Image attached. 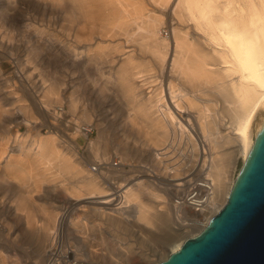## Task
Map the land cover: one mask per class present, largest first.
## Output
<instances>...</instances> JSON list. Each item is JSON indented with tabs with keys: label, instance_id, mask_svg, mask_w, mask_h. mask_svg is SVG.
<instances>
[{
	"label": "bare ground",
	"instance_id": "obj_1",
	"mask_svg": "<svg viewBox=\"0 0 264 264\" xmlns=\"http://www.w3.org/2000/svg\"><path fill=\"white\" fill-rule=\"evenodd\" d=\"M65 2L63 5L69 7L78 24L98 29L96 34L85 37L78 29H70L71 39H65L68 43L64 45V50L68 51L66 57L74 67L81 58L90 66L99 65V76L106 62L119 63L114 80L128 108V121L133 125L140 118L149 131L146 147L151 168L147 171L151 178L134 179L145 170L127 174L124 169L125 164L136 166L133 161L137 157L136 161L141 160V150L139 156L132 158L122 147V158L113 163L109 161V145L98 122L95 123L98 135L90 147L103 168L101 172L109 177L107 180L100 179L91 167H75L70 163L67 155L51 145L55 139L53 135L38 136L24 149L20 145L7 144V137H1L0 141L5 140L0 143L2 175L16 179L21 174L20 160L14 156L20 155L14 153L18 150L41 165L42 174L55 167L57 176L76 173L82 177L78 184L67 187L60 184L68 195L69 206L57 217L54 213L47 215L45 223L33 229L46 264H67L64 257L71 247H65L66 253L61 257L59 248L53 245L55 240L58 246L63 243L60 234L65 223L78 231L84 227L83 222L79 220L80 224L73 216H68L74 208H90L109 226L132 232L135 242L132 237L119 238L113 243L115 251L111 246L104 248L113 264H126L127 253L136 249L132 243L155 245L160 240L163 246L160 243V247L134 250L139 255L135 256L140 258L137 264H158L179 251L186 239L200 235L209 226L237 185L264 128V0ZM38 4L43 5L42 9L37 8L36 14H31L36 23L43 22L45 14L50 15L62 6L60 0H38ZM167 8L176 22L172 25L171 39L159 33ZM19 19L21 17L10 18L15 24ZM48 21L51 22V17ZM30 25L34 26L32 22ZM191 27L200 32L192 31ZM66 31L68 34L69 30ZM104 42L102 46L93 47V43ZM24 72L22 68L21 74ZM26 77L32 79L29 75ZM34 83L31 86L36 88ZM145 83H150L146 92L142 90ZM103 87L104 82L99 81L98 89L102 91ZM53 93L52 88H47L43 96ZM47 100L40 101V107L46 110L50 105ZM75 102L71 100L72 108L76 107ZM112 104L107 100L99 107V118H108ZM26 107L20 104L6 113L5 118L2 115L5 109L0 110L1 124H15L21 113L26 123L35 122L36 117ZM52 113L48 115L53 117ZM84 116L86 122L92 120L91 112ZM76 124L81 126L78 120ZM18 137L15 135L14 141L18 142ZM237 158H240V165L236 169ZM25 175L31 190L40 188L37 178L28 171ZM22 203L20 199L19 205ZM185 214L191 217L190 222L185 220ZM25 215L26 222L33 224L31 214ZM171 222L177 226H171ZM10 232L5 234L6 238L15 233ZM92 247L87 249L91 258L95 250Z\"/></svg>",
	"mask_w": 264,
	"mask_h": 264
},
{
	"label": "rangeland",
	"instance_id": "obj_2",
	"mask_svg": "<svg viewBox=\"0 0 264 264\" xmlns=\"http://www.w3.org/2000/svg\"><path fill=\"white\" fill-rule=\"evenodd\" d=\"M17 1L1 0L0 5V110L5 109L4 111L6 112H2L3 118H5L8 116L6 113L15 110L16 107L22 104L27 106V111L29 110V113L31 111L37 120L28 124L23 119L24 113H21L19 121L15 124L10 122L9 125H3L0 122V140L1 137H7V144L20 145L24 149V147L32 145L33 139L38 136L53 135L55 139L51 142L52 146L57 147L67 155L70 163L75 167L88 169L90 165L99 162L90 147L98 135V129L95 125L98 122L109 145V161L113 163L114 160L117 161L122 158V147L132 158H136L134 155L139 156L138 151L141 150L143 155L139 157L141 160L136 161L137 157L133 161L136 166L132 168L125 164L124 169L127 174L137 173L135 170H145L142 172L143 175H136L137 177L135 176L134 179L148 178V171H150L151 166L148 160L149 149L146 147V138L149 136V131L146 124L140 121V118L133 125H130L128 121V108L124 100H122L120 96L122 92L114 80V71L119 63L106 62L103 65V74L99 76V65L90 66L86 63V60L81 58L76 61V66L74 67L66 57L68 51L64 49L68 41L65 39H71L72 32L70 29H78L84 37L87 34L90 35V33L96 34L98 29L89 28L88 25L83 27L82 23L78 24L77 19L71 16L72 13L69 7L63 5V2L66 3L65 0H60L62 8H55L54 13L45 14L43 22L38 21L37 23L33 20L35 18L31 14H36L35 9H42L43 5L38 4V0ZM4 8H6V13ZM156 11L161 12L160 9ZM164 12L165 14L159 26V33L163 37L171 39L172 25H176V22L170 15V9L167 8ZM14 16L21 17L16 24L10 20ZM50 17L51 22L54 20L55 23L51 24L48 21ZM31 22L32 25H34L33 22L36 24L31 26ZM49 23L50 25H48ZM188 24H191L190 21H188ZM13 27L14 29L11 30ZM66 30H69L68 34ZM191 30H195L197 33L200 32L193 27H191ZM5 31L9 32L5 33ZM8 34L12 36L10 39L7 38ZM61 40L63 41L61 42ZM93 44L94 46L91 45V47L95 48L104 45L105 42L98 43V45ZM63 59L65 60L63 61ZM108 65L112 66V68L110 69ZM22 68L25 69L24 74H21ZM28 75L32 79H27L28 77L26 76ZM99 81L104 82L102 91L98 89ZM31 82H35L36 88L31 86ZM164 82H167L166 78ZM149 86L150 83H145L142 90L146 92L150 88ZM47 88H52L54 93L48 95L49 97H44L43 93ZM41 99H48L47 101L50 105L48 104L49 107H47L49 112L52 113L53 111V117L48 115V110L40 107ZM72 99L76 101L75 108L70 106ZM107 100L113 102L110 106L109 116L107 119L99 118V107L103 106ZM87 112H91L92 120L90 122H86L87 120L84 118V114ZM76 120L79 121L81 126L76 124ZM124 122L125 125H122ZM15 135L19 136L18 142L14 141ZM4 138L2 141H5ZM2 141L0 143H3ZM14 153H20L19 156L14 155L20 160L19 165L22 169L18 178L14 179L7 174L2 175L4 172L1 169L2 162H0V263L3 260L4 264H46L47 260L44 259L43 252L40 249L39 239L32 234L33 229L37 226H42L46 221L47 215L54 213L57 217L69 206V198L63 187L78 184L82 177L76 173H66L62 176H57L55 167L48 168L47 173L42 174L41 165L26 156L23 151L15 150ZM239 165L240 158H237L235 168L237 169ZM27 171L33 175V178L39 180L40 188L31 190L27 184L28 178L25 175ZM101 171L103 172V168L100 167L98 171L93 172L99 174L100 179L107 180L109 177ZM3 177L6 179L4 180ZM60 184H63V187H60ZM20 199H23V203L19 205ZM15 208L18 209L15 210ZM1 209L4 212H1ZM89 209L74 208V210L69 211L68 216L71 215L70 217L73 216L78 221L83 222L84 227H80L78 231V229H73L65 223L61 227L62 235L60 234V237L63 238L62 249L65 247L73 248L74 246L75 249L73 248L71 251L73 256L69 254V257H71L70 260H75L79 264H113L104 248L111 246L115 251L116 244L113 245V243L117 241L116 239L126 240L127 237H132L134 240L135 237L132 236V232H128L130 233L129 235L127 231L124 232V230L109 226L105 220L97 218V213ZM27 212L33 218V224L30 223L32 225L26 222L25 213ZM184 216H186L185 220L190 222L191 217L187 214ZM172 223L171 226H177ZM80 230H83V232ZM12 231L15 233L13 232L12 236L6 238L5 234L7 232L12 233ZM113 234H115V237ZM72 235L77 236L73 237ZM54 242L53 239L52 245ZM160 243L164 245L160 240L157 242L158 245L156 242L155 245L151 243H149L151 245H144V243L132 244L133 248L136 247L134 250L138 251L145 247L146 249H150L152 246L160 247ZM88 244L90 247L93 246V249L95 248L92 258L87 255ZM76 245L80 246V249ZM46 248L48 249L49 246L47 245ZM134 250L127 253L126 264H137L140 261V258L137 257L139 255Z\"/></svg>",
	"mask_w": 264,
	"mask_h": 264
},
{
	"label": "water",
	"instance_id": "obj_3",
	"mask_svg": "<svg viewBox=\"0 0 264 264\" xmlns=\"http://www.w3.org/2000/svg\"><path fill=\"white\" fill-rule=\"evenodd\" d=\"M158 264H264V128L209 226Z\"/></svg>",
	"mask_w": 264,
	"mask_h": 264
},
{
	"label": "built area",
	"instance_id": "obj_4",
	"mask_svg": "<svg viewBox=\"0 0 264 264\" xmlns=\"http://www.w3.org/2000/svg\"><path fill=\"white\" fill-rule=\"evenodd\" d=\"M100 163L99 162H97V163H95V164H92V165H90V167H91V170L92 171H98V169L100 168ZM195 198H197V196L195 197ZM196 206H199V205H196ZM186 208H188L187 206H185ZM192 210V209H191ZM195 211H198V210H196L195 209ZM62 239L63 238H61L60 237V241L62 242ZM56 242H55V244L53 245L55 248L56 247H58L59 248V252H60V254H61V257H64V253H66V252H64V249H62V244L60 245V246H58V240H55ZM66 248H68V247H66ZM70 250V253H66V255H65V257H64V260H65V258H66V260H67V264H79V263H77V261H75V260H70V257H69V254H71V248H69ZM55 249H53V251H54ZM59 256V255H58ZM81 264V263H80Z\"/></svg>",
	"mask_w": 264,
	"mask_h": 264
}]
</instances>
